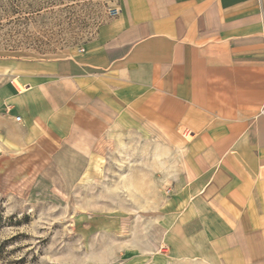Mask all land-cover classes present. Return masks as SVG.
<instances>
[{
	"label": "crops",
	"instance_id": "crops-1",
	"mask_svg": "<svg viewBox=\"0 0 264 264\" xmlns=\"http://www.w3.org/2000/svg\"><path fill=\"white\" fill-rule=\"evenodd\" d=\"M114 7L65 57H0V156L157 131L181 162L166 233L199 264H264V0Z\"/></svg>",
	"mask_w": 264,
	"mask_h": 264
},
{
	"label": "rangeland",
	"instance_id": "rangeland-1",
	"mask_svg": "<svg viewBox=\"0 0 264 264\" xmlns=\"http://www.w3.org/2000/svg\"><path fill=\"white\" fill-rule=\"evenodd\" d=\"M117 0H0V57L62 58ZM0 156V264H199L164 208L181 162L157 131L112 128Z\"/></svg>",
	"mask_w": 264,
	"mask_h": 264
},
{
	"label": "built area",
	"instance_id": "built-area-1",
	"mask_svg": "<svg viewBox=\"0 0 264 264\" xmlns=\"http://www.w3.org/2000/svg\"><path fill=\"white\" fill-rule=\"evenodd\" d=\"M118 13H119L118 8L113 7V8H111V9H109V11H108V13H107V17H108V18L116 17V16L118 15ZM15 119H16L17 122L20 121V117H16Z\"/></svg>",
	"mask_w": 264,
	"mask_h": 264
}]
</instances>
